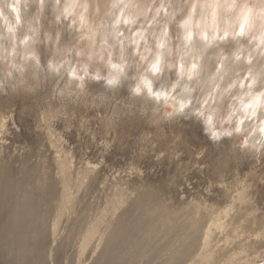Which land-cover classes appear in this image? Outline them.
I'll list each match as a JSON object with an SVG mask.
<instances>
[{"label": "rangeland", "instance_id": "1", "mask_svg": "<svg viewBox=\"0 0 264 264\" xmlns=\"http://www.w3.org/2000/svg\"><path fill=\"white\" fill-rule=\"evenodd\" d=\"M50 19L44 29L55 36ZM38 52L46 67L52 47L41 43ZM38 80L35 92L0 94V177L24 194L40 186L34 206L23 208L38 223L29 244L36 260L27 264H106L116 249H106L108 239L117 236L130 249L120 248L114 264H160L168 250L188 252L186 264H264V160L233 158L227 142L214 148L195 124L156 123L151 105L142 116L126 87L101 101L93 84L87 95L61 101L53 99L55 78ZM128 214L145 227L157 223L158 238L117 232Z\"/></svg>", "mask_w": 264, "mask_h": 264}, {"label": "clouds", "instance_id": "2", "mask_svg": "<svg viewBox=\"0 0 264 264\" xmlns=\"http://www.w3.org/2000/svg\"><path fill=\"white\" fill-rule=\"evenodd\" d=\"M39 73L56 79L53 99L126 87L142 116L151 105L156 123L195 124L233 158L264 160V0H0V94L35 92ZM39 194L26 186L32 207Z\"/></svg>", "mask_w": 264, "mask_h": 264}, {"label": "bare ground", "instance_id": "3", "mask_svg": "<svg viewBox=\"0 0 264 264\" xmlns=\"http://www.w3.org/2000/svg\"><path fill=\"white\" fill-rule=\"evenodd\" d=\"M10 181L11 180L7 181L5 178L3 179L0 177V264H27L28 262L33 263V262H35L36 259L34 258L33 254L30 252V245L29 244L31 243L30 241L34 240L35 236L38 235V231H37L38 230L37 229L38 223L34 219V213L33 212H30L26 209H23L28 205L29 200H27L25 198V194L23 192H21L20 190H18L16 192L15 189H12V188L10 189V187H9ZM4 182H7L6 185H8L7 188L9 190L5 189ZM13 215H14L15 219H13ZM124 219L127 220L126 221L127 224L124 225V224L119 223L118 225H116L115 229L117 232L119 231V233H122L124 231L123 227L128 229V230H131V229L136 230L137 229L141 233L140 239H142L143 242H145V241L149 242V240L154 241L155 239L158 238L160 231L155 229L154 228L155 226L153 227V225H156L157 223L156 224L152 223L151 226L145 227L144 225L138 224L135 221V219L132 218V216L129 214L126 215V217ZM156 221H158V220H156ZM216 221H217V219L214 220L215 223H216ZM159 222H161V221L159 220ZM125 226H128V227H125ZM161 227H160V229H161ZM165 227L166 226L164 225L163 228H165ZM167 230H168V228H167ZM166 233H167V231H166ZM129 234L131 235L132 232L130 231ZM161 234H162V232H161ZM161 234H160V236H161ZM39 235H40L39 238H41V239L39 241L40 243H38L39 247L38 248L35 247V249H36L35 253H36L37 257L41 259V257H43V250L46 247L47 242L46 241H45V243L43 242L44 240H43V232L42 231L39 233ZM85 235L87 236V234H85ZM208 235H209V230L206 231V238L208 237ZM131 236H133V234ZM129 238H132V237H129ZM122 239H124V238H119L118 236L115 238L113 237V238L108 239L109 241L107 243L106 249H108L109 247H111L113 245H116V249L114 252H111V255L108 257L109 260L107 261L106 264H114V262L117 259L121 258V255L118 254V251L120 248H122L124 246V240H122ZM140 245H141V243H140ZM182 246H184V245H182ZM228 246H229V244L227 245V247ZM127 247L130 249V246H127ZM227 247L225 245L224 248L222 249V252H225ZM128 248H126V247L122 248L123 254H125V252H127V250H125V249H128ZM136 248H138L137 245H132L130 251L131 252L135 251ZM158 248H160V247H158ZM200 248H201V246H200ZM203 248L205 249V246ZM163 249H165V248H163ZM9 250H13L14 254L10 256ZM239 250L240 251L235 253V256H237L236 257L237 259L239 257L238 255L241 254V251H244V248H240ZM187 253L186 252L175 253V252H171L170 250H168L164 254L165 260L163 262H161L160 264H186V261H187L186 259L190 258V256ZM40 254H41V257H40ZM144 256H145V254H144ZM122 257H124V256H122ZM194 257L196 258V256H194ZM123 260H125V259H123ZM225 260H226V264L232 263V262L230 263L229 259L228 260L225 259ZM240 262H241V260H240ZM234 263H235V261H234ZM236 263H237V261H236ZM96 264H99V262Z\"/></svg>", "mask_w": 264, "mask_h": 264}]
</instances>
